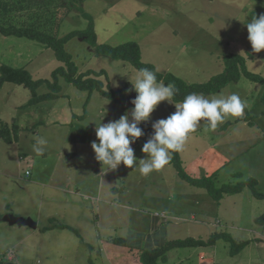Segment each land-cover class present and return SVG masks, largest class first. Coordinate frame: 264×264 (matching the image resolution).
Masks as SVG:
<instances>
[{
    "label": "rangeland",
    "instance_id": "1",
    "mask_svg": "<svg viewBox=\"0 0 264 264\" xmlns=\"http://www.w3.org/2000/svg\"><path fill=\"white\" fill-rule=\"evenodd\" d=\"M43 4L44 0H34L26 3L23 10L11 13L15 16L14 26L43 27L48 15L44 11L50 13L53 9V6L45 9ZM80 5L82 10L93 19L97 44L115 47L127 42H135L139 45L144 63L153 65L158 72L171 73L186 83H203L220 73L223 70L222 58L228 53L245 57L248 53L253 54L254 57L247 61L246 68L251 73L264 76V50L261 45L264 43V0H84L82 4L75 6L66 5L72 10L68 16L61 14L58 18V14L54 19L50 18L48 20L50 23H47L45 27L47 33L60 37L68 32L84 29L87 21L81 17ZM258 15L261 19L260 16L256 18ZM66 50L78 66L79 72L104 70L107 74L109 90L118 91L126 86H131L132 90L124 97L122 104H114L98 93H93L89 97L86 92L79 91L63 79H59L58 85L61 90L56 102L22 109L21 107L30 98V92L22 86L10 83L0 85V115L4 118L12 116L20 125L25 123L33 125L31 122L37 117L32 113L36 109L40 117L54 114L53 125L45 123L31 129L37 133L34 134L31 131L28 134L24 133L19 136L17 144L8 145L0 141V190L2 199H7V204L13 203V206L17 207V211L14 212L20 216H28L26 219L37 224L40 231L42 225L46 223L36 221V214L40 212L37 205L40 200L38 199L37 202L35 200L38 192L33 193L34 196L30 201L25 195L19 194L10 183L3 181L16 178L17 187L24 189L27 183L21 181H28L33 176L44 179V171L40 168L44 165L53 168V163L58 160L61 151L71 149L77 152L79 159L77 163H79L80 171L76 174L85 177L90 166L84 156V151L86 153L88 151L85 150L86 144L83 141L88 140L89 146H96L99 139H109L110 132L118 128L116 132L121 135V140L124 139L126 144H131L134 148L139 145L140 151L149 149L144 154L146 163L148 164L152 159V164H155L152 170L147 169L144 163H139L138 169H134L129 166L133 165L134 161H130L120 169L121 185L117 187V191L120 193L122 206L116 211L121 216L122 239L125 245L126 242L132 241L134 236H126L125 230L132 232L134 229L135 213L145 212L146 220H149V216L155 212L159 214L161 208L177 210L178 198H183L185 205L181 204V209L177 211L179 218L172 217L174 222L168 224V232L164 233V227L162 231L156 233L162 236L156 244L162 246L168 241L185 238L206 240L214 233H225L237 241L251 240L250 245L245 247L239 255L231 257L229 245L223 240H217L214 246L199 249L209 254L205 257V264H264V237L260 241L253 239L257 237L255 233L264 236V201L254 199L247 185L244 186L241 194L225 197L218 208L217 203L214 205L212 200H207L210 198L205 191L191 187L180 180L172 166L167 169V163L163 162L169 156L166 145L162 143L153 145L148 141L144 144H134L126 137V121L133 111L127 103L132 99L133 94L135 101L144 106L143 124H149L162 132L161 121L166 114L169 113L168 116L172 118L179 113L182 115L184 111L181 109H189L192 104L180 106L172 103L162 83L151 82L126 63L96 55L94 50L80 38L68 42ZM0 65L16 69L25 68L33 79L46 80L50 79L51 72L61 66V63L54 59L50 50L36 42L0 35ZM243 80L249 83L248 80ZM47 91V87L43 85L36 93L41 95ZM145 94L147 97H144ZM220 102H225V99ZM217 104H219L218 101ZM51 106H53L52 109H50ZM80 117L82 118L78 120ZM262 117L255 124L261 129V133H264ZM66 119L69 125L63 124ZM197 123L192 122V125L195 126ZM225 123L218 119L217 123L213 122L212 129L222 133L227 130L222 128ZM70 124L73 126L71 127ZM4 125L0 122V129ZM178 126L182 131L189 129L187 123L178 124ZM233 126L232 124L231 128ZM236 135L237 132L233 134V139ZM219 136L220 134H217V137ZM192 138L182 136L179 155L185 172L195 176L194 168L197 166L189 160L198 155L201 145L198 144L193 150L191 146L187 149L185 143L193 141ZM123 147L121 145L120 148ZM127 147L124 148L129 149L130 146ZM90 155L93 158V155ZM251 156H247V161ZM21 157L26 162L28 160L33 162L34 171L27 180L24 179L23 174L25 167L19 165ZM210 161L207 156L205 162L209 164ZM243 161L245 160H241L240 163H244ZM196 162L199 163L197 160ZM237 166L238 164H233L231 168L220 173L217 184L237 183L247 178L246 169H239ZM61 169L65 170L64 174L69 176L70 181L82 179L72 174L75 171L72 167L65 166ZM75 169L78 170L79 167ZM239 173L243 176H234ZM256 180V190L264 193V172H260ZM143 194L148 197L145 199L147 209L144 205L140 207L142 202L139 205L134 203V198L141 197ZM150 195L154 196L155 202L148 201ZM168 197L170 201L166 202L165 199ZM2 199H0V216H5L6 212L12 211H7L1 206ZM26 204L37 207L27 208ZM95 205L97 204L94 203L93 206ZM198 205L200 208L207 207L206 217L205 215L199 217L193 213L195 206ZM134 208L135 211L132 212ZM43 213L45 216L46 211L44 210ZM86 214L98 216L93 219L95 221L98 219L101 226L105 220L118 224L117 219L112 216L105 219L103 212L92 206ZM143 224L137 227V232ZM80 230L84 235V227ZM32 232L31 228L18 226L17 223L11 233L0 229V264H53V235H50L51 232L47 235L41 232L30 234ZM61 235L63 237L58 243H61L62 247L58 252L74 253L73 243L80 241L81 234L78 237L66 231ZM64 236L69 239H64ZM83 251L88 252V250ZM195 251L197 248L172 249L166 253V259L159 261L158 264H178L177 260H184L189 253L192 255L188 264H198V255H193ZM121 257H123L122 264H125L127 260L124 256ZM92 259L97 263L94 251Z\"/></svg>",
    "mask_w": 264,
    "mask_h": 264
},
{
    "label": "crops",
    "instance_id": "2",
    "mask_svg": "<svg viewBox=\"0 0 264 264\" xmlns=\"http://www.w3.org/2000/svg\"><path fill=\"white\" fill-rule=\"evenodd\" d=\"M261 45L264 50V43ZM260 95L261 87L259 85L250 82L246 83V81L242 79L237 84L229 85L217 94L195 97L187 104H178L180 106H189L192 104L189 109H181L184 111V114L182 115L179 113L174 118H172L168 116L169 113L166 114L164 120L161 121L163 125L162 130L170 134L177 135L179 152L181 148L182 136L193 137L191 139L193 140L191 141L192 143H185V147L187 149H189L191 146V149L193 150L198 144L201 145L198 155L189 160V162H192V164L195 163L197 166V168L193 167L196 170V175L191 177L198 178L204 175L207 176L215 171H218L219 175L224 170L231 168L233 164H238L237 167L239 169H246V177H253L256 179L260 175V172H264V133H261V129L255 124L257 120L261 119L264 111V108L260 102ZM222 99H225V102H220ZM217 101L219 104H217ZM50 102L53 103V101H49L38 104L37 106H41L42 104ZM52 108L53 106L50 107V109ZM239 110L241 111L239 112ZM37 112L38 110L36 109L32 113L35 117H37L33 122H31L33 125H30V123L20 125L15 117L8 116L7 118H4L0 115V122L2 125L5 124V127H10L12 124H15L19 128L18 139L8 145L17 144L20 139L19 136L23 135L24 133L28 134L29 131L34 134L37 133L36 131L34 132L31 130L35 127L41 126L45 123H50L53 125L54 114L51 116L40 117ZM241 112L244 114L248 113L250 116L256 117L254 126H248L247 123L234 122L237 115ZM25 119L26 117L23 118V121ZM218 119H221V121L230 122L234 126L227 129V132L223 131L222 133H217L214 131V129H212V127L214 125L213 122L217 123ZM192 122L199 123L194 126L192 125ZM182 123H187L189 129L186 131L180 130L178 124ZM63 124L69 125L67 119L63 121ZM70 126L72 127L73 125L70 124ZM244 128H246L247 131ZM117 130L118 128L115 129V131L110 132L111 136L109 139H99V142L96 144V146H89L88 140L83 141V143L86 144L85 150L88 151L87 153L84 151V156L86 160L89 161L88 166H90L85 177L76 174L77 171H80L79 163H77L79 159L77 152L74 151V149H71L61 151L59 155L60 157L58 158L60 161L59 163L58 160L54 162L53 168L46 165L40 168L41 171H44V179H39L33 176V178H29L30 180L28 181H21L27 183V186L24 187V189L17 187L18 185L16 183H18V181H15L17 180L16 178H12L11 181H3L10 183L12 187L19 192V194L25 195L27 199H30V201L32 200V196H34L33 193L38 192V195L35 196V200L36 202L38 199L40 200L37 203L40 208V212L36 214V221L46 224L42 225L40 231L38 225L33 224L31 221L30 223H32L34 227H29L26 225L18 226H26L27 228H31L33 232L30 234L41 232V234L47 235L51 232L50 235H53V264H98L99 262L101 264H122L121 258L123 257L121 256H124V258L127 260L125 264H141L139 261L140 252L142 250H152L162 247L164 244L162 246L156 244L162 237L156 235V233L162 231L164 227V233L168 232V224L174 222L172 217L179 218V216H177L179 212L177 211L181 209V204H183V206L185 205L183 198H178L179 208L177 210L176 208H161L160 213L158 214L155 212L154 214H151L149 216V220H146L145 212L135 213L134 229L136 230L133 231V229L132 232L131 230H128L127 232L125 230V234H127L126 236L134 235L132 241L130 240L129 242H126L125 245V241L122 239L123 230L121 228V216L120 213L116 211V209H120L122 206V200H120L121 196L117 191V187L121 185L119 177L121 176V173H119L120 169L130 161H134L133 165H129L134 169H138L137 166L139 163H144V166L147 169L152 170L155 164H152V159L148 164L146 163L144 154L149 149L140 151L141 147L139 145L135 148L134 146H131L129 149H126L128 147H123L121 149V145L125 142L124 139L121 140V135L116 132ZM235 132H237V135L236 138L233 139V134H235ZM217 134H220V136L217 137ZM0 141L4 142L1 139ZM147 141L151 142L153 145L161 144L158 140H155L150 136L141 142V144H144ZM161 148L164 150V146ZM90 154L93 155V158ZM167 155H169V153H167ZM250 155L252 156L247 161V156ZM132 156L134 157L131 159ZM205 156H209V159L211 160L209 164L205 162ZM23 157L19 158L21 161L19 162V165L25 167L23 174L24 179L27 180L28 177L32 176L34 171L32 165L33 162L30 160L26 162ZM168 160L169 156L167 159L163 160V162L165 161V163H167V169L171 167V165L168 163ZM196 160L199 163H197ZM241 160H245L243 161L244 163H240ZM65 166L72 167V169L75 170L72 172V174L74 176L81 177L82 179L80 181H70L69 176L64 174L65 170L61 169L62 167L65 168ZM76 167H79V169L76 170ZM256 171L258 172L256 173ZM27 173L28 175H26ZM143 174L140 175L145 176ZM21 179L22 178L19 176V180ZM146 194H143L141 197H135L134 203L139 205L142 202L140 207L144 205L147 209L145 205V199L148 197L144 196ZM224 198L219 202L218 208L223 202ZM0 199H2L1 190ZM207 200L209 201L211 199ZM6 201L7 199H2L1 206H3L5 210L7 209V211L12 212H6L7 214H5V216H0V224H3L0 225V229L6 233H11L16 221L18 222L20 219H24V221L29 220L26 219L28 216L24 217L17 215L14 212L17 211V207H14L13 203L12 205L7 204ZM148 201L152 203L155 202L154 196L150 195ZM165 201H170L169 197L166 198ZM94 203L97 205L93 206ZM212 204L216 205L214 201ZM26 206L27 208L31 209H35L37 207H31L27 204ZM90 206L95 207L96 210L103 212L105 219L106 217H114L118 220V224L111 220H105L101 226L98 219L96 221L93 219L98 218V216L86 214ZM44 210L46 211L45 216L43 213ZM133 211H135V208L132 210V212ZM206 211L207 207L202 206L200 208L198 205L195 206L193 213L199 217H204V215L206 217ZM50 219H55L59 223L62 222L61 224L76 229L78 234H81L79 237L80 241H78V243H73V248L75 250L74 253L70 254L67 252H58L62 247V244L58 243V241L63 237L61 234L68 230L53 229L43 231V228L48 226V221ZM142 223H144L143 226L139 232H137V227ZM81 227H84V233L86 234V237L85 234H82L80 230ZM255 235L257 236L256 238H253L255 241H260V239H263L264 237L260 233H255ZM28 236L29 235H27V237ZM64 239L69 238L64 236ZM122 241L124 242V246L121 245ZM19 243L20 242H18V244ZM199 249L201 248H197V251H195L193 255H198V264H205V257H207L209 254L204 251H199ZM83 250H88V252L86 253ZM93 251L95 253V259L98 260L97 263L92 259ZM191 255L192 254L189 253L185 259L181 261L178 259L177 263L188 264V260L190 259Z\"/></svg>",
    "mask_w": 264,
    "mask_h": 264
},
{
    "label": "trees",
    "instance_id": "3",
    "mask_svg": "<svg viewBox=\"0 0 264 264\" xmlns=\"http://www.w3.org/2000/svg\"><path fill=\"white\" fill-rule=\"evenodd\" d=\"M31 1L34 0H0V35L4 37L24 38L42 45L53 53L54 59L61 63V66L51 72L50 79L35 80L25 68L16 69L6 65H0V85L10 83L22 86L30 92V98L28 102L21 107L22 109L44 102H55L61 90L58 85L59 79H63L66 83L72 85L79 91L86 92L89 97L93 93H98L114 104H122L124 97L132 90L131 86H126L118 91H111L109 90V82L104 70L98 72L92 70L79 72L78 66L74 63L72 56L66 50V44L68 42L79 38L82 39L83 42H86L94 50L96 55L106 56L112 60L126 63L143 74L151 82L162 83L167 97L176 105L187 104L195 97L217 94L229 85L237 84L240 80L245 79L261 87L260 102L264 108V76L251 73L246 68L247 61L254 57L251 53H248L247 57L232 53L225 54L222 58L223 70L220 73L210 77L209 80L203 83H186L171 73L158 72L153 65L144 63L141 59L139 45L135 42H127L115 47L106 44H97L93 19L82 10L81 5L79 7L81 17L87 21V26L84 29L74 30L60 37L47 33L48 31L45 30V27L47 23H50L48 22L50 18L54 19L58 14V18L61 14L68 16L70 11H72L71 7H69V9L68 6L82 4L84 0H44L43 7L46 9L53 6V9H51L50 13H47L46 10L44 11V13L48 15L45 18L47 21L44 23L43 27H38V25L30 27L14 26L15 16L11 15V13L23 10L24 5ZM259 16L260 15L256 16V18H259ZM59 22L58 20V24ZM43 85L47 87V93L41 95L37 94L36 91ZM144 97H147V95L145 94ZM128 105L131 107L130 104ZM81 118L82 117L78 120ZM255 118L256 117L250 116L248 113L244 114L241 112L237 115L234 122L247 123L248 126H254ZM231 125L232 123L226 122L222 128L229 129ZM18 134L19 128L15 124H12L10 127L4 126L0 129V139L7 144L16 141L18 139ZM148 136L167 146L169 153L168 163L175 170L177 177L189 186L205 191L208 197L215 203L219 204L226 196L240 194L245 185L251 189V195L254 199L257 201H264V193H260L256 190L257 180L253 177H247L237 183H224L218 185V171L198 178L188 175L182 166L177 135L165 131L160 132L149 124L142 123L136 128L133 136L126 137L129 139V142L139 144L146 140ZM122 145L124 147L132 146L126 143ZM234 176L242 177L243 174L241 175V173H239ZM48 223V226L43 228V231L53 229L68 230L79 237L75 229L63 225L55 219H50ZM217 240H223L229 245V255L231 257L239 255L251 242L250 240L237 241V239L225 233H214L206 240L194 238L172 240L166 242L160 248L142 250L139 255V261L141 264H158L159 261H164L166 259V253L172 249L211 247L215 245ZM121 245L124 246L123 241Z\"/></svg>",
    "mask_w": 264,
    "mask_h": 264
},
{
    "label": "water",
    "instance_id": "4",
    "mask_svg": "<svg viewBox=\"0 0 264 264\" xmlns=\"http://www.w3.org/2000/svg\"><path fill=\"white\" fill-rule=\"evenodd\" d=\"M133 94V93H132ZM133 109L132 115H130L126 121V136L131 137L133 136L136 128L143 123V116H144V106L142 103H137L135 101V96L133 94L132 99L129 103ZM18 225H26L29 227H34L30 221H16Z\"/></svg>",
    "mask_w": 264,
    "mask_h": 264
},
{
    "label": "built area",
    "instance_id": "5",
    "mask_svg": "<svg viewBox=\"0 0 264 264\" xmlns=\"http://www.w3.org/2000/svg\"><path fill=\"white\" fill-rule=\"evenodd\" d=\"M26 175H28V173Z\"/></svg>",
    "mask_w": 264,
    "mask_h": 264
}]
</instances>
